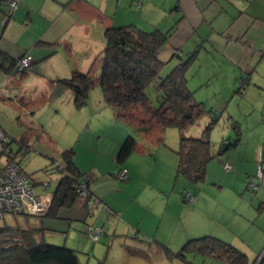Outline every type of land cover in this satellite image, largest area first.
<instances>
[{
    "label": "crops",
    "instance_id": "crops-1",
    "mask_svg": "<svg viewBox=\"0 0 264 264\" xmlns=\"http://www.w3.org/2000/svg\"><path fill=\"white\" fill-rule=\"evenodd\" d=\"M144 2L153 3L159 17L143 11L142 25L133 15L118 14L119 4H125L126 0H18L9 16L5 15L6 2L1 0L0 52L12 60L29 53L33 62L22 74L5 72L0 66V128L10 136L11 142H18L17 150H20L19 139L26 129L25 123H29L32 129L25 144L30 145V151L39 152L52 161V158L60 160L58 153L69 148L70 143L60 145L52 127L34 118L48 103L57 109L51 113L57 115L54 120L59 118V110L62 112L66 107L70 115L65 117L70 121L90 113L86 115L89 122L96 110L105 107L108 109L106 117L118 123L111 124L114 128L110 127L107 144H104L105 151L114 159L109 171L98 170L101 149L94 155V162L90 156L87 164L83 147L82 157L78 155V147L73 146L76 166L85 175L91 174L90 190L108 207L99 208L97 219L104 217L110 224L104 231L105 235L109 234V240L103 242L102 237L96 251L97 245L89 247L84 240L75 241V237L72 244L63 243L75 250L80 264H206L209 257L190 254L184 263L176 257H168L158 245L162 243L177 251L187 239L202 235H213L234 245L247 254L248 264H256L264 255L261 251L264 249V185L246 194L242 186L247 178H254L258 153L264 152V0H142L141 4ZM166 2L170 3L169 11ZM126 24L167 33L158 55L166 60L174 59L171 66L176 63L173 49L184 57L197 52L186 70H190L188 75L186 73L189 89L208 109L227 116L228 138L234 129L232 122L240 129L234 150L229 149L222 156L223 162H229L231 168L236 166L231 176H220V172L218 175L215 165L223 162L214 160L207 166L205 180L194 186L196 188L185 178L176 184L177 155L173 149L170 152L176 157L169 154L170 148L164 143L156 145L154 152L133 151L119 163L117 151L131 128L116 118L103 96H97V90L94 96L89 92L86 104L81 107L68 103L58 105L66 99L74 103L73 90L58 80L69 77L74 70L87 72L97 67L96 59L105 43L99 34L108 26ZM200 49L213 58L205 69L201 62L197 64L199 59L194 61ZM209 73L216 77V84L219 83L211 90L207 88L214 82L208 77ZM241 77L245 82L238 86ZM54 95L60 97L53 100ZM233 102L237 106L242 104V108L233 110L229 107L235 104ZM222 104L226 109L219 110ZM4 106H8L7 109ZM8 110L15 113L16 125L20 128L17 134ZM244 115H249L250 119L243 125ZM202 117L207 121L210 115ZM201 132L195 130L190 136ZM156 151L160 152L157 158ZM121 166L129 172L124 182L116 180ZM33 180L34 184L44 182V179ZM185 190L195 195L193 204L183 198ZM206 197L213 203L209 210L205 208ZM90 215L92 211L74 202L60 208L58 217L54 218L67 220L68 226L72 220L83 219L87 227L95 224L94 219L89 221ZM45 240L52 242L46 236ZM54 244L60 245V242L54 241ZM208 261V264H229L219 259ZM262 262L264 256L260 264H264Z\"/></svg>",
    "mask_w": 264,
    "mask_h": 264
},
{
    "label": "trees",
    "instance_id": "trees-1",
    "mask_svg": "<svg viewBox=\"0 0 264 264\" xmlns=\"http://www.w3.org/2000/svg\"><path fill=\"white\" fill-rule=\"evenodd\" d=\"M10 14L5 9V15ZM103 34L105 43L96 59L98 66L87 72L74 70L69 77L58 82L73 90L76 107L85 105L89 90L99 85L105 104L114 110L117 119L130 126L134 134L129 133L120 145L116 154L119 163L133 151H148L152 145L163 144L166 128H177L180 137L175 150L176 175L184 177L190 185L198 186L205 180L208 164L212 160L223 162V154L239 142L240 129L236 122H232L233 136L222 138L218 147L213 146L209 133L217 120V112L197 100L187 85L186 70L197 52L193 51L187 57L172 52L176 63L163 73L170 60H163L158 54L167 40V33L159 29L146 31L134 24H126L108 26ZM16 60L0 52V66L5 72L22 74L32 66L31 63L27 68L17 70ZM150 89L156 92L157 105L151 99ZM206 114L210 115V120L200 135L183 134ZM25 126L20 145H26L27 135L31 133L30 124L25 123ZM74 153V148L69 147L58 153L60 160L52 158L58 176L52 190V202L45 215H13L16 219L13 224L1 220L0 264H80L73 248L47 242L44 226L31 220L35 217H58L60 208L76 202V185L86 175L76 166ZM89 183L88 178L87 187L93 193ZM158 245L168 257H176L184 263L188 261V255L194 254L229 264H248L246 253L213 235L189 238L177 251L162 243Z\"/></svg>",
    "mask_w": 264,
    "mask_h": 264
},
{
    "label": "rangeland",
    "instance_id": "rangeland-1",
    "mask_svg": "<svg viewBox=\"0 0 264 264\" xmlns=\"http://www.w3.org/2000/svg\"><path fill=\"white\" fill-rule=\"evenodd\" d=\"M128 2H129V0H126L125 4H123V3L119 4L118 14L124 13V14H126L125 17L133 15V17L137 18V21L142 25L144 24V22L142 20H144V18H145L143 11H150L154 17H159L158 11L155 9L153 3H145L144 2V4H141L142 0H140V1L139 0H132V2H129V3ZM166 9H167V11L170 10V3L169 2H166ZM99 37L102 39V41L105 40L103 33L99 34ZM200 50L201 51L198 54L199 56L194 61H198V59H199L197 64H199L201 62L203 64V68L205 69V68H207L208 61H211L212 56H211V54L206 52L204 49H200ZM163 60H166V58H163ZM173 63H174V59L170 60V64L166 65L163 73L167 72V70H169V67H171V65ZM186 73L188 75L190 73V70L186 71ZM208 77L211 78V80L214 82L210 87L207 88L208 90H211L214 86H218L219 83L216 84L217 79L214 75L211 76V73H209ZM235 85L237 86V84H235ZM56 88H58V87H56ZM96 90H97V92H99L97 96L102 95L99 85H96V87H93L92 89L89 90V92H91L90 96H94L96 94L95 93ZM149 91H150L152 101L154 102V104L157 105L158 100H157L156 92L153 89H150ZM55 92L57 94H60L59 90H56ZM88 95H89V93H88ZM58 97H60V96L54 95V98H52V99L56 100ZM61 97H62V99H66L62 95H61ZM67 103L72 104V106H73V104H75L71 100L66 99V100L60 101L58 103V105L62 106V105H66ZM233 103H235V104L229 105V107L233 108V110L237 111V108H242V104L237 106L236 102H233ZM74 106H76V105H74ZM7 107L4 106V108H6V109H7ZM59 108H61V107H59ZM221 108L226 109V106L224 104H222L220 106L219 110H221ZM53 110H54V112H55V110H57V109H55L54 104L48 103L46 105L45 109L43 108L40 112H37L34 114V118L36 120L41 121L42 123L52 127L54 133L56 135H58V137H59L58 142L60 145L70 143L69 144L70 147H73V146H74V148L78 147V155L83 157V153L81 152V150H82L81 146H82L83 151L85 152V154L87 156V159L85 161V163H87V164H88V158L90 156L93 158V162H94V155L98 153V151H99L98 149H101L102 150L101 156L97 160V164L99 165L98 170H100L102 172L109 171L110 164L114 163V159H113L112 154L105 151V145L104 144H107V141L109 138L108 133H110V131H111L110 127H112L111 124H118V123L111 121L112 119L110 118V116L106 117L107 116L106 112L108 111V109L105 110V107H104L103 109L100 108V109L96 110V113L94 114V116L91 118V120L89 122L87 121L86 115L90 114V113H83L79 116V118L77 120L70 121L69 118H66L70 115V113L68 111H66V107H64L62 112L59 110V118H58L59 121H58V119L54 120V117H56L57 115L53 116L51 114L53 112ZM8 111L10 112L11 118L13 120V127L17 128V129H15V134H17V133H19L20 128L17 127V125H16V118L14 116L15 113L12 112L11 110H8ZM246 111H248V110H246ZM240 114H243V111H241ZM226 117L227 116H225V115L223 116L222 114H220V111H217V120L214 123V125L211 128L210 133H209V137L213 143V146H215L216 143H220L222 138L227 137L229 123L227 122ZM249 119H250L249 115H244L243 116V125L245 124V121H247V120L249 121ZM205 120L206 119L201 117L193 125H191V127H189L188 131L184 130L183 134L190 136L193 132H195V130L198 132L199 131L201 132L202 127H204L209 122L210 118H208L207 121H205ZM113 128L114 127H112V129ZM131 134H134V133L131 132ZM98 135H101V136H98ZM232 136H233V130H232L231 137ZM179 137H180V132L175 127H167L165 132L163 133V138L165 140L164 144H166L167 147L170 148L168 150L169 154H174L170 151H171V149H173L174 151L176 150L177 145H178V141H179ZM11 143H12V149L14 151V160L19 164V166L22 169H24V171H26L27 173L32 175V181H34L33 178L36 181L44 179V182H42L40 184H34L35 191L36 192L52 191L55 187V184H56V177L58 176V171L55 169V162L51 161V159L49 157H46L45 155H43L39 152H36V151L31 150L28 152H22L20 150H17L18 142L12 141ZM159 145H162V144H159ZM157 146H158V144H157ZM56 149L59 151L60 146L58 145V147ZM155 149H156V144L152 145L150 151L154 152ZM231 150H234V149L231 148ZM158 153H160V152L156 151V153L154 155L155 158H157ZM174 156H175V154H174ZM5 158H6L5 155L3 153H0V163H2L5 160ZM91 159L89 160V163H91ZM211 162H214V160H212ZM257 164H258V161H257ZM215 167L218 170L217 171L218 175L220 172V176H231L230 175L231 172H234L236 170V166L231 168L230 170H226L223 167V163H217L215 165ZM93 173H95V175L99 176L95 170L93 171ZM114 173H113V177L115 178ZM88 177H90L92 179L91 174ZM116 178H117L116 180L118 182H124L125 181L123 179L120 180L117 177V175H116ZM216 178H219V177H216ZM175 180H176L175 181L176 184H179L180 181H183L185 179L181 175H178ZM46 182H48V184ZM262 185H264V182L258 180V187H261ZM244 186H242V187H243V192L245 194L248 192H250V193L256 192V190L258 189L257 188L255 190V189H251V188L246 187V185H244ZM192 188H196V187L192 186ZM226 192L227 191H224V193H226ZM193 202L194 201L186 200V203L193 204ZM205 202H206V206H205L206 210L211 209L213 203L211 201H209L207 199V197H206ZM62 208H64V207H62ZM99 208L102 209L101 206H98V207L94 208L93 210H91L92 215H90L88 217V219L91 222L94 219L95 224L103 227L102 228L103 231H107V229L110 225L109 220H104L103 219L104 217L97 219ZM23 220L26 221V219H23ZM31 220H35L36 222L41 223V224L43 222V226H45L44 232H45L46 239L48 241H52L53 243H54V241H57V242H60V244L65 243V244L70 245V244H72L73 239L75 237V241H76V239L84 240L85 243L87 245H89V247H91V245H97V247L94 251H96L99 244L102 243V241H100L101 239L94 240L91 235L86 233L85 228H86L87 224H86V221L83 219L72 220L70 222L69 226L67 225V222H66L67 220L61 219V218L42 217V219H40L39 217L38 218L35 217ZM3 221H5L7 224H13V223H15L16 219L11 214H5ZM2 223L3 222L0 221V224H2ZM104 225H105V227H104ZM102 237H104L103 242L109 240V234L105 235V232L103 233ZM261 251H264V249H262ZM197 256H201V255H197ZM209 259H211V258H209ZM209 259L206 258V261H205L206 264L209 263V261H208ZM92 262H95V261H92ZM262 263H264V262H262Z\"/></svg>",
    "mask_w": 264,
    "mask_h": 264
},
{
    "label": "built area",
    "instance_id": "built-area-1",
    "mask_svg": "<svg viewBox=\"0 0 264 264\" xmlns=\"http://www.w3.org/2000/svg\"><path fill=\"white\" fill-rule=\"evenodd\" d=\"M7 5V14H10L16 7L18 0H4ZM140 1V0H139ZM173 53L181 55L180 51L173 49ZM33 62V58L29 53H24L15 63V69L22 70L27 68ZM245 82L244 78H240L238 86ZM20 151H30L29 145H22ZM0 153L5 155V160L0 163V221L4 219L5 214L11 215H30L43 216L48 211L52 202L53 192L42 191L36 192L34 182L28 173H26L19 164L14 160V151L11 146L10 136L0 128ZM257 168L254 178H247L245 185L251 189L258 188V180L264 182V152H259L257 156ZM223 167L226 170L231 169L229 162H224ZM128 169L122 166L116 173L117 177L125 180L128 177ZM88 176L82 177L77 185L78 196L76 202L88 209H94L101 206L102 209L106 205L93 193L89 192L87 179ZM48 184V182H46ZM185 200L194 201L195 195L190 191L183 193ZM86 233L91 235L94 240L101 239L104 231L97 224H90L86 227Z\"/></svg>",
    "mask_w": 264,
    "mask_h": 264
},
{
    "label": "water",
    "instance_id": "water-1",
    "mask_svg": "<svg viewBox=\"0 0 264 264\" xmlns=\"http://www.w3.org/2000/svg\"><path fill=\"white\" fill-rule=\"evenodd\" d=\"M262 256H264V255H262ZM262 256L258 259V261L256 262V264H260L261 263Z\"/></svg>",
    "mask_w": 264,
    "mask_h": 264
}]
</instances>
